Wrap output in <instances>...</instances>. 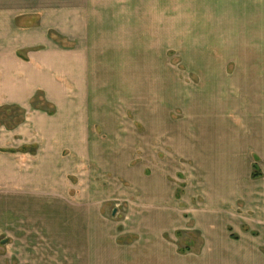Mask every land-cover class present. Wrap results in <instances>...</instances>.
Returning a JSON list of instances; mask_svg holds the SVG:
<instances>
[{"label": "rangeland", "instance_id": "obj_1", "mask_svg": "<svg viewBox=\"0 0 264 264\" xmlns=\"http://www.w3.org/2000/svg\"><path fill=\"white\" fill-rule=\"evenodd\" d=\"M188 3L182 0L185 10L181 9L179 23L168 16L155 25L151 23L156 19H145L150 48L121 51L126 56L123 66L102 59L114 52H95L97 67L90 69L93 94L86 106L100 116L101 135L97 138L105 140L103 146L107 147L100 148L101 153L111 152L110 157H102V161L106 158L102 165L110 172L99 170L92 162L83 171L70 170L74 177L66 181V187L71 193L63 196L78 205L100 202L103 211H66L44 199L32 203L36 147L32 146V127L25 124L34 111L54 109L45 103L42 93L26 107L0 106V264H264V191L257 190L254 197L251 188L259 185L254 175L264 178V162L254 157L258 148L248 139L246 143L252 145L242 156L238 148L237 164L248 173L245 190L239 194L241 199L221 210V195L210 183L212 179L218 183L220 178L212 177L211 170L206 172L193 156L199 144L194 139L205 132L191 119L202 110L196 105L202 102L200 98L214 102L228 87L229 95L245 108L254 96L252 90L251 94L244 91L251 85L248 79L260 78L261 90L254 94L264 103V51L225 50L220 43L213 46L216 50L202 48L205 36L191 32ZM161 28L164 34L156 35ZM238 59H254L257 66L240 65ZM105 110L112 111L110 118L103 114ZM236 113L230 121L242 123L246 115ZM220 122L231 126L225 123L229 117L224 118L225 124ZM20 124L27 135L14 136L13 130ZM210 134L215 140H235L239 132L230 128L223 135ZM219 148L213 144L210 149L219 152ZM223 149L227 153L225 146ZM219 153L216 176L225 163L227 168L231 166L225 153ZM124 168L132 172V178L122 172ZM18 175L21 177L12 178ZM143 176H147L144 187ZM164 181L174 188L168 194L163 192ZM163 199L167 205L180 206V213L164 231L159 228L161 223L151 224L154 213L162 214L158 210L162 205L157 204ZM111 238L115 243H109ZM246 248L252 254L247 255Z\"/></svg>", "mask_w": 264, "mask_h": 264}, {"label": "crops", "instance_id": "obj_2", "mask_svg": "<svg viewBox=\"0 0 264 264\" xmlns=\"http://www.w3.org/2000/svg\"><path fill=\"white\" fill-rule=\"evenodd\" d=\"M180 1L182 3V0H0V106L26 107L42 93L45 103L54 109L48 112L34 111L32 118H28L25 124L32 127V146L36 147L35 153L32 154V203H39L44 199L46 203L53 202L58 209L66 211H103L100 202L88 200L89 202L78 205L63 196H70L71 193L66 187V181L74 177L70 176V170L83 171L86 169L85 164L92 162L99 170L110 172L102 164L110 157L111 152L103 150L101 153L100 148L107 147L103 146L102 141L105 140L97 138L101 135L100 116L95 112L91 113L86 106L90 93L93 94L90 88L91 83H94V75L90 74V69L97 67L95 52H117L111 56L103 55L102 59L113 61L114 66H123L126 56L121 55V51L150 48L147 44L152 40L150 32L144 27L147 24L144 20L156 19V22L151 23L155 25L168 16L178 22L182 18L181 9L185 10ZM188 2L192 15L191 32L205 36L201 43L205 46L202 48L216 50L213 46L220 43L221 49L225 50L264 51V0ZM164 32L162 29L156 35H163ZM224 45L226 47H223ZM120 60L123 62H116ZM253 60L238 59L240 65L257 66ZM259 79H248L251 85H246L244 91L249 94L256 92L258 95L261 90ZM230 91L228 87L226 92L219 94L215 104L200 98L202 102H197L196 105H200L202 110L199 109L200 112L191 116L199 131L205 132L202 138L194 139L199 144L193 150V156L203 164L206 172L211 170L212 177L220 178L217 183L209 176L215 192L221 195V210L228 209L235 200L241 199L239 194H243L242 191L245 190L244 182L248 173L243 166L241 168L244 170L239 169L238 148L241 147L242 151L239 153L242 156L248 145L255 144L258 151H255L253 156L261 163L264 162V113L259 111L261 107L264 109V103L253 93L257 100H254L253 96L245 108L241 107L235 97L229 95ZM192 102L193 99L190 100V103ZM235 102L237 107H234ZM233 109L238 114L246 115L242 123L239 120L230 121L236 113ZM111 113L109 110L103 114L110 118ZM227 117L229 122L225 123L231 126L224 127L220 121L223 122ZM230 128L239 132L236 136L237 143L236 139L228 137L215 140L210 134L215 131V134L222 132L223 135L226 129ZM102 129L107 134V130ZM26 131L21 125L17 129L14 128L13 135H27ZM109 134L110 132L107 135ZM245 139L253 143H246ZM194 140L192 139L193 143ZM111 141L110 139L109 142ZM213 144L219 145V152L225 153L226 161L231 163L230 169L225 163V167L218 170L220 176H216L219 152L210 149ZM190 145L193 146L191 143ZM224 146L227 153L224 152ZM233 146H236L234 151L231 149ZM243 156L245 157V154ZM102 157L106 158L102 161ZM2 170L0 166V174ZM122 172L130 178L133 177L127 168ZM20 177L21 175L12 178ZM146 177L140 178L143 187L147 184ZM25 178L22 177L23 181L27 180ZM254 180L259 184L257 187H251L255 197L257 190L264 191V178L258 177ZM165 185L164 181L162 187L165 193L174 189L167 185L166 189ZM96 193L99 194V191ZM176 193L177 191L173 194ZM168 198L171 199L169 195ZM174 198L175 196L173 201ZM164 199L157 204L162 205L158 208L162 214L154 213L155 219L151 220L152 226L161 223L159 228L163 229L162 231L166 230L174 217L180 213V206H176L174 202L167 205ZM171 205L172 208H167ZM151 215L153 217V214ZM109 243L115 241L111 238ZM246 249L247 255H250L252 250Z\"/></svg>", "mask_w": 264, "mask_h": 264}, {"label": "trees", "instance_id": "obj_3", "mask_svg": "<svg viewBox=\"0 0 264 264\" xmlns=\"http://www.w3.org/2000/svg\"><path fill=\"white\" fill-rule=\"evenodd\" d=\"M255 168L258 169V166H255ZM258 177H259V175H254V176H253V178H256V179H257Z\"/></svg>", "mask_w": 264, "mask_h": 264}]
</instances>
